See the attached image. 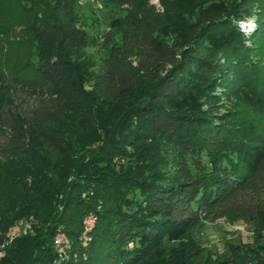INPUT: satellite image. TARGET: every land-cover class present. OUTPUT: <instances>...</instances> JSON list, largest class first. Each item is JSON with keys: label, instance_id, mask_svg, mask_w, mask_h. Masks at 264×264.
<instances>
[{"label": "trees", "instance_id": "obj_1", "mask_svg": "<svg viewBox=\"0 0 264 264\" xmlns=\"http://www.w3.org/2000/svg\"><path fill=\"white\" fill-rule=\"evenodd\" d=\"M25 1L35 61L24 104L0 108V187L6 161L34 197L0 213V245L10 224L43 213L0 264H144L168 245L160 264H264V0H110L97 36L78 27L76 0ZM248 19L251 37L239 26ZM18 81L0 71L4 90ZM229 95L248 112L218 123L213 113ZM69 111L95 128L99 145L71 149L60 131ZM136 144L146 150L125 158ZM45 147L59 167L41 156ZM17 158L29 165L17 168ZM210 214L253 220L254 245L198 263L185 240ZM58 227L75 251L63 260L52 247Z\"/></svg>", "mask_w": 264, "mask_h": 264}, {"label": "rangeland", "instance_id": "obj_2", "mask_svg": "<svg viewBox=\"0 0 264 264\" xmlns=\"http://www.w3.org/2000/svg\"><path fill=\"white\" fill-rule=\"evenodd\" d=\"M107 1L110 2V0H76L74 3L73 13L78 27L87 31L91 36H97L105 31L108 20L113 14V12L109 13V6L111 3H108ZM52 2L53 0L45 1L48 5ZM150 4L158 7L157 0H150ZM26 8H28V3L25 0H0V71L5 72L7 75L15 76L19 80L17 84L10 86L11 91L4 90V85L6 83H0V108L8 107L9 103H14L15 105L17 104V107L20 105L22 106L24 104L23 100H25V95L21 94L20 91L28 90L25 89L26 86L22 85L25 84V81L31 80L30 78H32L33 75L35 49L32 41L29 39L31 37V31L28 24L29 13ZM112 8L114 9V12H117V10L119 11L120 9L117 7ZM239 26L240 30H242L247 37H251L252 35L249 36V34L255 30L252 19L243 21ZM90 57L96 58L97 56L93 53ZM25 66H29L28 70L22 71ZM20 81H22V83H20ZM122 109V107L119 108L120 111ZM107 112L110 117H115L117 115L116 109L110 111L107 110ZM247 112V107L238 96L229 95L222 100L220 105H218V108L213 113V116L216 118L218 123L223 124L227 121L229 122L230 119L236 118L237 116L246 115ZM262 122L264 123V119ZM60 131L68 139L71 149L76 151V154L81 153L83 145L93 148L95 144L99 145L102 139L94 127L81 123V121L76 119L75 115L71 113V111L65 113L62 118L60 122ZM144 150H146V147L143 144H136L132 148L125 147L124 157H136L135 155ZM41 156H46V158H49L50 163L55 162L56 168L59 167L60 159L58 155L56 154V156H54L47 147L42 150ZM232 158L233 157H231V159ZM121 161V163L124 164L125 160ZM128 161L133 162L132 159H128ZM29 162L30 161L28 160L17 158L15 159V163L13 165L17 166V168H22V164L23 166L26 163L29 165ZM116 162H118V160H115V163ZM205 162L206 159L202 157L199 163L200 168L204 167L205 169ZM228 165V161L223 162L224 167H227ZM208 170L207 166L206 171ZM2 174L3 181L0 187V213L8 215L13 213V203H22L26 199L33 198L34 195L29 194L26 189L17 183V181L13 178L6 161L3 162ZM81 197L86 199V194H82ZM43 199H45V197H43ZM107 206L111 207L109 204ZM42 213V210H37L35 215H33L35 219L28 217L26 219H18L14 222L16 223L24 220L29 221L30 232L21 236L33 233V228L36 226L35 224H38V221L41 220L40 218L38 219L37 216ZM29 215H32V213L29 212ZM13 224H10L5 229L1 244L5 241V233ZM83 227V222H81V232L77 240L80 249H85L90 242V232L87 234V238L89 240L84 246L82 244V240H80ZM254 234V222L251 219L234 216L219 217L215 214H210L206 218L200 219L199 223L190 231L185 242L193 245L194 260L198 263H202L205 260L216 262L228 258L230 255L232 256V249L236 246L246 244L249 246L254 245ZM21 236H18L17 238ZM55 236L59 240L60 245H66L70 251H74L69 239L63 232V227H58L55 230L52 238V247ZM6 246L1 248L0 245V258L4 255V248ZM171 247H173V245H168L155 250L149 260H147L144 264H160L166 257L167 252Z\"/></svg>", "mask_w": 264, "mask_h": 264}, {"label": "built area", "instance_id": "obj_3", "mask_svg": "<svg viewBox=\"0 0 264 264\" xmlns=\"http://www.w3.org/2000/svg\"><path fill=\"white\" fill-rule=\"evenodd\" d=\"M82 222H83L84 227L81 233L82 235H81L80 240H82V244L84 246L86 242L89 240L87 238V234H89L88 232L91 231L94 225V222H95V218L93 215L89 214L83 218ZM28 232H30L29 221L24 220V221H19V222L14 223L5 233V237H4L5 241L3 242V244H1V248L3 246L10 244L18 236L25 235ZM53 250H54L55 255H57V257L62 260L67 256L69 252L68 246L60 245L59 240L56 238V236L53 239Z\"/></svg>", "mask_w": 264, "mask_h": 264}]
</instances>
